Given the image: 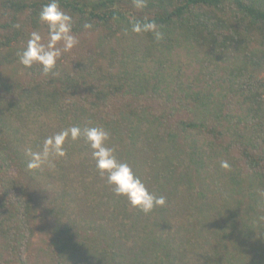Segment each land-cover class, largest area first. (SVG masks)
<instances>
[{
    "label": "trees",
    "instance_id": "trees-1",
    "mask_svg": "<svg viewBox=\"0 0 264 264\" xmlns=\"http://www.w3.org/2000/svg\"><path fill=\"white\" fill-rule=\"evenodd\" d=\"M46 2L0 0V264H264V0H60L79 44L55 75L16 56ZM70 125L105 127L166 206L115 196L83 136L29 171Z\"/></svg>",
    "mask_w": 264,
    "mask_h": 264
},
{
    "label": "clouds",
    "instance_id": "clouds-1",
    "mask_svg": "<svg viewBox=\"0 0 264 264\" xmlns=\"http://www.w3.org/2000/svg\"><path fill=\"white\" fill-rule=\"evenodd\" d=\"M146 3L147 0H133V6L137 9H143ZM38 21L46 27V34H42L39 30L32 31L28 36L26 46L17 51L16 56L19 63L26 68L38 65L45 75L49 73L55 75L54 69L58 61L65 53L71 52L79 44L77 36L73 34L75 21L72 15L63 10L60 0H47L41 6ZM13 27L19 30L21 25L15 24ZM84 28L90 30L93 25L85 23ZM130 31L136 35L150 34L152 40L157 43L164 39V33L157 23L147 18L132 21ZM127 32L126 29L125 34ZM82 136L91 150L96 171L102 178H105L115 196L125 198L131 207L145 215L157 207L166 206V197L149 191L134 169L118 158L116 147L110 144L111 133L101 125L83 128L70 125L46 136L42 144L38 145L37 150L31 147L25 150L26 168L29 171L40 172L45 169L54 170L56 161L68 155L65 145L69 139L75 142ZM220 166L224 169L231 167L226 160L221 161Z\"/></svg>",
    "mask_w": 264,
    "mask_h": 264
},
{
    "label": "rangeland",
    "instance_id": "rangeland-1",
    "mask_svg": "<svg viewBox=\"0 0 264 264\" xmlns=\"http://www.w3.org/2000/svg\"><path fill=\"white\" fill-rule=\"evenodd\" d=\"M80 197L82 198V197H85L84 195H82V194H80Z\"/></svg>",
    "mask_w": 264,
    "mask_h": 264
}]
</instances>
